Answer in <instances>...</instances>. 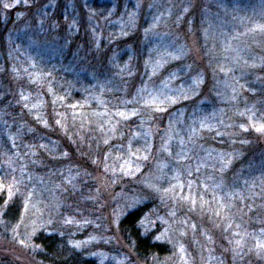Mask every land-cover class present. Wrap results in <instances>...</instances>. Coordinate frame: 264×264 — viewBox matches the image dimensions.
<instances>
[{
  "label": "rangeland",
  "instance_id": "374dc122",
  "mask_svg": "<svg viewBox=\"0 0 264 264\" xmlns=\"http://www.w3.org/2000/svg\"><path fill=\"white\" fill-rule=\"evenodd\" d=\"M56 252L264 264V0H0V264Z\"/></svg>",
  "mask_w": 264,
  "mask_h": 264
},
{
  "label": "trees",
  "instance_id": "16d2710c",
  "mask_svg": "<svg viewBox=\"0 0 264 264\" xmlns=\"http://www.w3.org/2000/svg\"><path fill=\"white\" fill-rule=\"evenodd\" d=\"M80 93H76L75 96L78 97ZM140 220V214L139 212H133L126 216L122 222H121V228L126 229L128 232V235L131 237L133 242L135 243L136 251L141 256H146L148 254H158L161 251V246L157 243L151 242L150 238L147 236L142 235L140 232V229H138V223ZM54 256L55 260L57 261V264H96L95 262L91 260H83L80 262H77L71 257L68 260H62L61 256L58 255V253H55ZM71 255V254H69Z\"/></svg>",
  "mask_w": 264,
  "mask_h": 264
},
{
  "label": "snow or ice",
  "instance_id": "6c2138e0",
  "mask_svg": "<svg viewBox=\"0 0 264 264\" xmlns=\"http://www.w3.org/2000/svg\"><path fill=\"white\" fill-rule=\"evenodd\" d=\"M7 7V5H5Z\"/></svg>",
  "mask_w": 264,
  "mask_h": 264
}]
</instances>
